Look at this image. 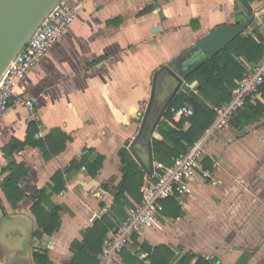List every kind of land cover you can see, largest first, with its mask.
I'll list each match as a JSON object with an SVG mask.
<instances>
[{"label":"crops","instance_id":"0c3cea01","mask_svg":"<svg viewBox=\"0 0 264 264\" xmlns=\"http://www.w3.org/2000/svg\"><path fill=\"white\" fill-rule=\"evenodd\" d=\"M70 1L82 3L76 18L16 87L35 99L34 111L12 107L0 119V264H38L37 251H45L50 264H66L71 243L95 220L106 216L114 226L121 220L111 211L123 177L118 152L130 153L157 69L218 25L250 15L241 36L264 45V0ZM162 74L156 99L160 84H169V94L176 85ZM183 85L180 90L197 93L196 81ZM263 93L247 104L264 106ZM247 104L228 128L206 140L211 179L195 177L189 193L167 201L156 223L128 244L145 264L150 263L142 244L168 246L173 251L168 264H182L188 253L210 264H264V114L248 120ZM164 121L174 128L179 120L162 117L159 123ZM148 123L147 129L150 118ZM156 130L151 140L160 138ZM140 139L135 150L147 162V145ZM98 155L103 161L95 176L84 165L71 166L83 159L91 164ZM11 163L27 170L19 184L23 198L14 207L1 189ZM141 171L142 197L149 177ZM57 172L61 178L55 183ZM41 191L48 203L61 207L59 228L51 235L35 234L41 230L31 207ZM131 192L139 197L137 189ZM125 197L127 214L141 197L137 201L128 192ZM115 260L125 264L119 253Z\"/></svg>","mask_w":264,"mask_h":264},{"label":"trees","instance_id":"16d2710c","mask_svg":"<svg viewBox=\"0 0 264 264\" xmlns=\"http://www.w3.org/2000/svg\"><path fill=\"white\" fill-rule=\"evenodd\" d=\"M263 50L264 45L257 43L251 36L243 37L239 35L221 52L187 77L186 81L188 83L193 81L198 83L197 93H193L189 89L179 90L172 98L163 117L166 120L173 121L170 107H177L183 104L189 105L193 109V114L189 117L182 116L177 122L173 121L175 124L174 128L169 126L165 121L158 124L156 133L160 135V138L153 137L151 140L152 152L156 162L170 164L173 157L185 152L188 147L192 146L202 136L205 129L213 122L215 116L214 108L220 103L229 100L230 89L242 77L245 68L240 62V58H244L248 63L257 62ZM261 90L264 92V84ZM163 103L157 105L156 101L154 102L149 117L152 122L156 119ZM247 105L248 110H252V115L248 120L256 119L264 114V106L261 103H256L253 106L249 105V103ZM185 124H188V128L183 130ZM148 130L147 128L145 129L140 139V142H143L145 146L147 145L146 136ZM118 155L121 163L124 165L122 168L123 177L117 186L111 211L117 217L119 216L123 219L126 214L122 205L129 203L125 197V193L128 192L137 201L141 197L139 187L142 183V171L126 148H121ZM102 161L103 157L98 155L91 164L83 159L79 163L72 162L71 166L84 165L88 173L91 176H95L102 165ZM204 164L209 165L207 161L205 162V159ZM6 170L9 171V174L3 179L1 189L6 199L14 207L23 198L19 184L21 179L27 174V170L15 163H11ZM60 178L61 172H57L52 181L57 183ZM134 188L139 192V197L131 192ZM173 199L165 200L163 205L165 206L167 201L172 202ZM45 203H48L47 195L44 191H41L39 197L31 207L38 228L41 230V232L37 231L36 235H40L41 233L51 235L60 225L58 211L61 207L48 203L49 210H47ZM176 210V215H179L178 207ZM113 228L114 224L106 216L95 220L90 227L83 231L81 240H74L71 243L70 250L73 255L66 264H99V253L102 242L107 233ZM141 247L147 251L148 255L146 259L150 264H168L173 257V251L166 245L151 247L142 244ZM119 255L125 264H145L144 260L136 257L127 248L121 250ZM34 256L38 264H50L45 251H37L34 253ZM181 263L210 264V261L202 256L188 253L185 254Z\"/></svg>","mask_w":264,"mask_h":264},{"label":"built area","instance_id":"2783aa9c","mask_svg":"<svg viewBox=\"0 0 264 264\" xmlns=\"http://www.w3.org/2000/svg\"><path fill=\"white\" fill-rule=\"evenodd\" d=\"M81 2L60 0L33 30L25 44L0 77V119L12 107H25L34 111L35 99L24 97L16 91L18 83L39 62L44 53L56 43L74 21ZM242 77L230 89V98L214 108L215 116L202 136L185 152L173 157L170 164L153 162V169L142 187L139 204L129 209L125 218L118 221L106 236L99 253V264H116L115 257L127 248L134 235L156 223L167 199H178L189 193V184L195 177L211 179V171L204 164V143L207 139L230 126L250 97L260 95L264 84V50L260 59L244 66ZM172 120L193 114V109L183 104L170 107Z\"/></svg>","mask_w":264,"mask_h":264},{"label":"water","instance_id":"95a60500","mask_svg":"<svg viewBox=\"0 0 264 264\" xmlns=\"http://www.w3.org/2000/svg\"><path fill=\"white\" fill-rule=\"evenodd\" d=\"M59 1L60 0H0V77L25 44L33 30ZM253 17L254 15H250L246 20L236 22L233 25H218L209 33L198 39L193 45L182 51L168 64L161 66L154 72L149 98L140 121L138 132L128 147L131 155L147 176L151 175L154 162L151 136L172 98L181 87L185 88L183 82L187 77L241 35L247 25L252 21ZM163 72L172 77L176 85L165 99L156 119L149 128L146 136L148 159L147 162H144L135 150V144L146 129L154 102L156 101L158 76Z\"/></svg>","mask_w":264,"mask_h":264},{"label":"rangeland","instance_id":"374dc122","mask_svg":"<svg viewBox=\"0 0 264 264\" xmlns=\"http://www.w3.org/2000/svg\"><path fill=\"white\" fill-rule=\"evenodd\" d=\"M161 76L164 77V76H168V75L167 74H162ZM161 76H160L159 80L161 79ZM158 84H159V81H158ZM168 85H167V83H164V82L159 85V87H160V93H159V95H158V97L156 99V103L157 104L165 101L166 97L168 96V94H169V92L171 90L170 87L168 88ZM205 143H204V145H205Z\"/></svg>","mask_w":264,"mask_h":264}]
</instances>
